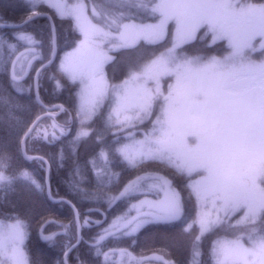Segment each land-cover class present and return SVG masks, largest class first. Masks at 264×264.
Instances as JSON below:
<instances>
[{"label": "snow or ice", "instance_id": "6c2138e0", "mask_svg": "<svg viewBox=\"0 0 264 264\" xmlns=\"http://www.w3.org/2000/svg\"><path fill=\"white\" fill-rule=\"evenodd\" d=\"M0 264H264V0H0Z\"/></svg>", "mask_w": 264, "mask_h": 264}, {"label": "trees", "instance_id": "16d2710c", "mask_svg": "<svg viewBox=\"0 0 264 264\" xmlns=\"http://www.w3.org/2000/svg\"><path fill=\"white\" fill-rule=\"evenodd\" d=\"M67 43H71V36H68ZM65 45V40L61 39V47ZM46 99H51L50 97L46 96ZM133 251V255L140 258L142 256L151 257L153 254V244L146 239L145 236L140 237V243L137 246H134V249H130ZM173 252L176 253L177 249H173Z\"/></svg>", "mask_w": 264, "mask_h": 264}]
</instances>
